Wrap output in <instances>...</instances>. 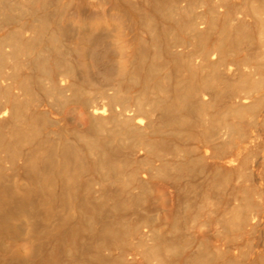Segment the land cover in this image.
I'll return each instance as SVG.
<instances>
[{
	"label": "bare ground",
	"instance_id": "1",
	"mask_svg": "<svg viewBox=\"0 0 264 264\" xmlns=\"http://www.w3.org/2000/svg\"><path fill=\"white\" fill-rule=\"evenodd\" d=\"M0 264H264V0H0Z\"/></svg>",
	"mask_w": 264,
	"mask_h": 264
},
{
	"label": "rangeland",
	"instance_id": "2",
	"mask_svg": "<svg viewBox=\"0 0 264 264\" xmlns=\"http://www.w3.org/2000/svg\"><path fill=\"white\" fill-rule=\"evenodd\" d=\"M64 114L71 117L74 123H82L83 115L80 111V107L75 104H70L64 109ZM158 193V190L155 189V194ZM262 228V227H261Z\"/></svg>",
	"mask_w": 264,
	"mask_h": 264
}]
</instances>
